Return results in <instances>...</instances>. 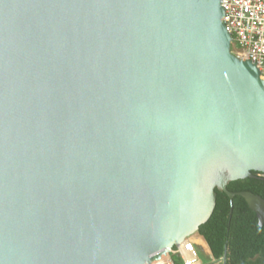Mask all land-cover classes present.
<instances>
[{
    "label": "water",
    "instance_id": "obj_1",
    "mask_svg": "<svg viewBox=\"0 0 264 264\" xmlns=\"http://www.w3.org/2000/svg\"><path fill=\"white\" fill-rule=\"evenodd\" d=\"M230 41L221 0H0V264L158 262L214 189L262 226L226 190L264 174V80Z\"/></svg>",
    "mask_w": 264,
    "mask_h": 264
},
{
    "label": "trees",
    "instance_id": "obj_2",
    "mask_svg": "<svg viewBox=\"0 0 264 264\" xmlns=\"http://www.w3.org/2000/svg\"><path fill=\"white\" fill-rule=\"evenodd\" d=\"M237 180L228 183L231 193L249 192L264 201V177ZM215 206L210 218L201 225L197 235L206 243L215 261L225 264H264V221H258L241 197L231 201L221 191L214 189ZM231 210V211H230ZM173 264H181L178 257H172Z\"/></svg>",
    "mask_w": 264,
    "mask_h": 264
},
{
    "label": "built area",
    "instance_id": "obj_3",
    "mask_svg": "<svg viewBox=\"0 0 264 264\" xmlns=\"http://www.w3.org/2000/svg\"><path fill=\"white\" fill-rule=\"evenodd\" d=\"M221 7L225 30L231 35L230 50L234 49L233 55L238 59L255 62L264 80V0H221ZM167 256L171 259L162 258L151 264H173L172 257H178L181 264H200L190 238L169 250Z\"/></svg>",
    "mask_w": 264,
    "mask_h": 264
},
{
    "label": "crops",
    "instance_id": "obj_4",
    "mask_svg": "<svg viewBox=\"0 0 264 264\" xmlns=\"http://www.w3.org/2000/svg\"><path fill=\"white\" fill-rule=\"evenodd\" d=\"M191 242L193 243V245L195 246V248H198L201 252H203L204 254H206L212 261V263L215 262V260L212 258L208 247L206 245V243L203 241V239L201 237H199L198 235H194L193 237L190 238ZM222 263V261H221Z\"/></svg>",
    "mask_w": 264,
    "mask_h": 264
},
{
    "label": "rangeland",
    "instance_id": "obj_5",
    "mask_svg": "<svg viewBox=\"0 0 264 264\" xmlns=\"http://www.w3.org/2000/svg\"><path fill=\"white\" fill-rule=\"evenodd\" d=\"M230 52L234 54V49L232 48ZM196 251L200 264H222L221 261H215L214 263H212L211 259L206 254L201 252L198 248H196ZM168 259H171V256L163 257L164 261H167Z\"/></svg>",
    "mask_w": 264,
    "mask_h": 264
}]
</instances>
